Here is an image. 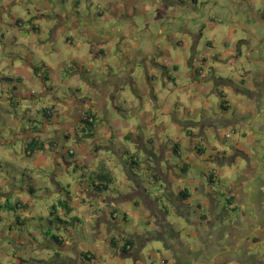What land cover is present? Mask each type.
<instances>
[{
	"label": "crops",
	"instance_id": "crops-1",
	"mask_svg": "<svg viewBox=\"0 0 264 264\" xmlns=\"http://www.w3.org/2000/svg\"><path fill=\"white\" fill-rule=\"evenodd\" d=\"M65 1L0 0V264H264V0Z\"/></svg>",
	"mask_w": 264,
	"mask_h": 264
},
{
	"label": "rangeland",
	"instance_id": "rangeland-1",
	"mask_svg": "<svg viewBox=\"0 0 264 264\" xmlns=\"http://www.w3.org/2000/svg\"><path fill=\"white\" fill-rule=\"evenodd\" d=\"M90 1H91V4L92 3L93 4L91 6H87L86 7L85 6L86 4L84 2H82L81 0H66L65 3H66L67 6H66L65 9H68L70 11L73 6H77V8H81V10L84 11V13H88L89 12L90 13V17H92L94 19L93 22L96 23L98 27H102L103 25H105L107 23L108 19H105V17H102V18L101 17H97L98 16L97 13H99L101 11L100 5H98L97 3H95L94 0H90ZM45 27H46V23H44V25H43V30L46 31V32H48V30ZM211 32H212L211 30H208L207 31V35H209ZM221 35L223 36V38L222 39H219V40H217V41L214 42V49H216V48H220L221 49V47L223 46L222 45V42L224 41V39L227 36H229L228 35V32H226V31L221 32ZM57 38H58L59 42L61 43V46H63V48H64V49H62V53L61 54H62V56H64L66 58V56H68V55H67V48H66L65 41H64V39L66 38L65 31H63V34H61V35L58 34L57 35ZM209 39H211V38H209ZM212 39H213V37H212ZM25 86L26 87H29L28 90L29 89L30 90L31 89L36 90L35 88L31 87L30 85H25ZM232 139L237 140V142H239V141L242 142V137H240L237 134H234V133L230 132L228 134V138L225 141L227 142V144H230V143H232L234 141ZM63 149H64V151H66L67 150V145L64 146ZM1 159H4V157L3 158L1 157ZM5 159H6V161H9L8 157H5ZM16 175H18V174H16ZM16 175L14 174L13 177L16 178ZM46 176H47V178H49V182L51 181V179L53 180V182L55 183L54 184L55 186L56 185H61V184H58V183H61L62 182L61 180H66V179H64V177H65L64 174L63 175H60V174L55 175L54 172H52V170H49L47 172V175ZM225 178H227L228 180H230L232 178L233 179H236L235 167H231L230 172H228L226 174ZM20 182L21 181H17L18 184H22ZM47 188L51 192L55 189V187H51V184H48L47 185ZM43 193H44L43 191L39 192L38 193V196L39 197H42L43 196ZM52 195H53L52 197H49V198H46L45 199L46 200L45 204L46 203L54 202L52 200H55V195L54 194H52ZM45 206H48V205H45ZM46 210H48V209L46 208L44 210V213L46 212ZM41 214H42L41 216H43V213H41ZM37 242L39 244H41L42 243V238L39 239ZM148 246H151V244H148ZM51 252H53L52 251V248H48V249L44 250V254L43 255L46 256V254H49ZM158 252H160V253H157V254L154 255L155 252H154L153 248H151V247L147 248V250L145 252V254L147 256L146 257H143V261L144 262H149L150 259H153L155 257L159 258L161 255L164 256V254H165L164 253V250H158ZM164 261H166V264H171V260L168 257L167 258L164 257ZM142 264H144V263H142ZM153 264H161V263H160V260L158 259V260H153Z\"/></svg>",
	"mask_w": 264,
	"mask_h": 264
},
{
	"label": "trees",
	"instance_id": "trees-1",
	"mask_svg": "<svg viewBox=\"0 0 264 264\" xmlns=\"http://www.w3.org/2000/svg\"><path fill=\"white\" fill-rule=\"evenodd\" d=\"M46 112H47V110H45ZM90 118H92V116L88 113V114H85L84 116H83V118L81 119V122L83 123V130L84 131H90L91 130V128L93 127V121L92 122H89L88 121V119H90ZM42 145H43V143L42 142H36V141H31L29 144H28V150L29 151H33V150H39V149H41L40 147H42ZM96 191H98V192H103L104 191V186H99V185H97L96 187ZM184 194H182V196H183ZM185 196V195H184ZM65 207V206H64ZM55 207H51V209H50V214H53L54 213V211H55ZM125 245H127V244H125ZM127 246H129V245H127ZM130 247V246H129Z\"/></svg>",
	"mask_w": 264,
	"mask_h": 264
},
{
	"label": "built area",
	"instance_id": "built-area-1",
	"mask_svg": "<svg viewBox=\"0 0 264 264\" xmlns=\"http://www.w3.org/2000/svg\"><path fill=\"white\" fill-rule=\"evenodd\" d=\"M88 121H89V122H92V121H93V119H92V118H90V119H88ZM70 152H71V151H70ZM71 153H72V152H71Z\"/></svg>",
	"mask_w": 264,
	"mask_h": 264
}]
</instances>
